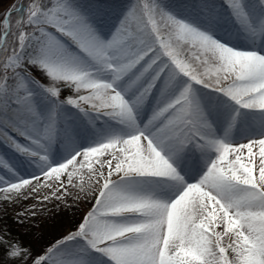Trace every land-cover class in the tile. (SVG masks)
Returning <instances> with one entry per match:
<instances>
[{
    "label": "snow or ice",
    "instance_id": "1",
    "mask_svg": "<svg viewBox=\"0 0 264 264\" xmlns=\"http://www.w3.org/2000/svg\"><path fill=\"white\" fill-rule=\"evenodd\" d=\"M0 145L3 202L91 204L36 255L0 233L14 264H264V0H14Z\"/></svg>",
    "mask_w": 264,
    "mask_h": 264
},
{
    "label": "rangeland",
    "instance_id": "2",
    "mask_svg": "<svg viewBox=\"0 0 264 264\" xmlns=\"http://www.w3.org/2000/svg\"><path fill=\"white\" fill-rule=\"evenodd\" d=\"M13 2L14 0H0V15H3ZM1 146L2 145H0V147ZM3 151L4 155L15 160V154L10 149L5 147ZM33 171L34 169L29 168L22 174L27 176ZM71 190L72 188L70 187L69 191L71 192ZM51 191L52 190L48 187L42 186L38 191L30 192L29 198L18 200L13 203L3 202V194H0V233H3L12 243H18L26 249H31L33 255L43 252L47 245L59 239L73 227V224L69 228L65 227L64 231H61V233L56 236L48 234L50 226V211L48 208H50L53 203H61L54 199L43 201L42 198L44 196H51ZM90 207V203H80L75 219H79L81 214L86 212ZM33 213L35 214L33 215ZM21 234H25L31 239L27 245H24L19 239Z\"/></svg>",
    "mask_w": 264,
    "mask_h": 264
},
{
    "label": "bare ground",
    "instance_id": "3",
    "mask_svg": "<svg viewBox=\"0 0 264 264\" xmlns=\"http://www.w3.org/2000/svg\"><path fill=\"white\" fill-rule=\"evenodd\" d=\"M3 148L5 146L0 147V154H3ZM2 171V170H0ZM5 174V173H4ZM6 175V174H5ZM88 175L84 173V183H87ZM76 189L72 188L71 192L75 193ZM49 209V219H50V226L48 230V234L51 236H56L57 234L64 231L65 227H70L73 224V218L77 216V208L73 209H66L62 203H53ZM67 230V229H66ZM65 230V231H66Z\"/></svg>",
    "mask_w": 264,
    "mask_h": 264
},
{
    "label": "trees",
    "instance_id": "4",
    "mask_svg": "<svg viewBox=\"0 0 264 264\" xmlns=\"http://www.w3.org/2000/svg\"><path fill=\"white\" fill-rule=\"evenodd\" d=\"M19 239L21 240V242L24 244V245H27L28 242H30V238H28V236H26L25 234H21V236H19ZM0 260H3L4 261V264H14V262L12 261H8L6 258H5V249L0 247Z\"/></svg>",
    "mask_w": 264,
    "mask_h": 264
}]
</instances>
